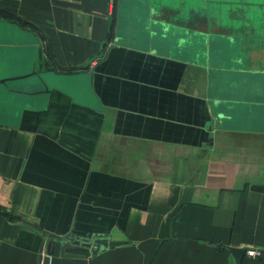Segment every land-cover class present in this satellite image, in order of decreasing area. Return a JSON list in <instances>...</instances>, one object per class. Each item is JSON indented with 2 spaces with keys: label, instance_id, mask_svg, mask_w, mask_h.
<instances>
[{
  "label": "crops",
  "instance_id": "crops-1",
  "mask_svg": "<svg viewBox=\"0 0 264 264\" xmlns=\"http://www.w3.org/2000/svg\"><path fill=\"white\" fill-rule=\"evenodd\" d=\"M263 64L264 0H0V264H264Z\"/></svg>",
  "mask_w": 264,
  "mask_h": 264
},
{
  "label": "water",
  "instance_id": "water-1",
  "mask_svg": "<svg viewBox=\"0 0 264 264\" xmlns=\"http://www.w3.org/2000/svg\"><path fill=\"white\" fill-rule=\"evenodd\" d=\"M197 1L207 7L210 5V0ZM161 34L162 36H165L164 33ZM171 37L172 36H167L168 40ZM175 44L178 45L179 43L175 42ZM92 71L93 70L90 71V74H92ZM57 245L60 246V255L72 260H86L87 255H91V257L95 258L110 249L109 236L100 234H88L84 237L75 234H69L67 236L61 237L55 240L54 244L51 245L53 252L55 251ZM229 250L235 259L236 264H241L244 256L246 255V250L243 248L231 247Z\"/></svg>",
  "mask_w": 264,
  "mask_h": 264
},
{
  "label": "built area",
  "instance_id": "built-area-1",
  "mask_svg": "<svg viewBox=\"0 0 264 264\" xmlns=\"http://www.w3.org/2000/svg\"><path fill=\"white\" fill-rule=\"evenodd\" d=\"M247 255L250 257H257L261 255V252L255 249H246Z\"/></svg>",
  "mask_w": 264,
  "mask_h": 264
}]
</instances>
